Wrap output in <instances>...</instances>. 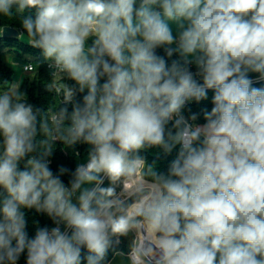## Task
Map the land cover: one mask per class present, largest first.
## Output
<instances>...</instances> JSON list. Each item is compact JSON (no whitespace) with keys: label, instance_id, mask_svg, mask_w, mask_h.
Wrapping results in <instances>:
<instances>
[{"label":"clouds","instance_id":"clouds-1","mask_svg":"<svg viewBox=\"0 0 264 264\" xmlns=\"http://www.w3.org/2000/svg\"><path fill=\"white\" fill-rule=\"evenodd\" d=\"M135 4L0 0L5 16L14 6L37 9L34 19L23 15L21 25L31 45L78 86L64 84L63 102L87 89L83 106L43 116L39 127L19 85L0 91V187L8 193L0 264H15L25 249L27 264H80L81 246L90 253L87 264H102L112 237L130 232L136 233L130 264H264V87H252L246 75L264 79V0H141L134 10ZM169 21L176 23L175 35ZM91 36L96 39L88 47ZM161 46L169 57L178 52L183 65L166 67L154 54ZM192 63L202 84L187 67ZM207 89L215 90L214 107L203 126H193L181 109L206 99ZM174 116L177 131L166 136ZM41 134L49 139L38 142ZM55 140L91 146L70 187L46 160ZM176 144L182 147L168 174L148 165L150 179H137L146 164L139 150L157 146L170 153ZM31 153L38 156L19 170ZM101 174L110 185L122 181L123 191L100 187ZM77 193L78 206L72 202ZM21 208L66 223L71 236L55 227L28 239Z\"/></svg>","mask_w":264,"mask_h":264},{"label":"trees","instance_id":"trees-1","mask_svg":"<svg viewBox=\"0 0 264 264\" xmlns=\"http://www.w3.org/2000/svg\"><path fill=\"white\" fill-rule=\"evenodd\" d=\"M140 3L141 0H136L134 10L139 8ZM13 11V15L11 16L0 14L1 28L12 27L18 29L21 33L19 38L0 37V91L6 90L14 83V71L5 61V51L17 53L18 57L24 59L23 66L27 63H33L35 71L27 73L23 77L19 86V91L23 94L21 102L32 105L33 110L37 111V127H39V122L42 120L43 116L50 119L53 112H58L64 107L68 109V113L70 115L73 111L74 105L80 104L83 106V97L87 94V89L83 92L77 91L73 98V103L65 104L63 102L62 98L57 93V81L55 79L53 69L51 68V64L53 62L44 57L42 49L31 45V39L27 36L26 30L21 25V17L23 15H31L34 19L37 9L32 7L26 8L24 12H17L15 11L14 6ZM154 54L165 59L166 67H170L173 61H178L181 65H183V60L180 55L177 52H174L171 57L167 56L164 46L156 48L154 50ZM187 67L189 68V71L198 70L195 63L189 64ZM246 75L248 79L260 77V73L253 71H248ZM106 80V76L100 77L98 85L102 86ZM195 80L198 83H203V79ZM62 83H65L70 88L78 87L75 81L69 78H64ZM251 86L256 88L264 87V79L252 82ZM214 94V89H207L206 99H202L200 101H196L194 99L186 101L185 105L181 109L182 116L189 120L193 126H203L207 122L205 119V113L210 112L214 107ZM193 116H195L194 120L192 119ZM174 122L175 121H169L166 125V136L169 129L172 131L173 135H175L177 129L173 128ZM66 123H70V121H66ZM44 139L49 138L45 137L43 134L37 136L38 142ZM194 146L199 147L200 143L197 142ZM181 147L182 146L180 144H176L170 153H165L162 147L157 146L139 150V155H141L146 162L142 169V177L144 179H150V177L145 176V173L148 170V165L152 166L157 174H168L172 163L179 156ZM52 148V153L46 158L48 166L54 176H58L64 185H69L73 178L72 173L80 165L83 159L88 158L91 146L82 141H78L73 145H66L61 140H55L53 141ZM2 151L3 136L0 135V152ZM32 156H38V153L28 154L24 160L19 162L18 169L25 170L26 160ZM61 168L67 169V171L61 174ZM109 182L110 180L108 178L101 187H109ZM7 197V191L3 187H0V221L3 220V201ZM132 202L133 201L131 199L128 200V203ZM21 211L25 216V233L28 239H34L39 229L47 228L50 230L55 226L56 222L43 211H37L35 208H21ZM15 244L16 241L13 240L12 246L14 247ZM129 251L130 246L128 242V235L122 237H112V243L106 251L105 259L102 261V264H109L116 253L123 252L127 254ZM88 255H90L88 249L86 246H83L80 253V264H87ZM16 262L18 264H27V249L19 255Z\"/></svg>","mask_w":264,"mask_h":264},{"label":"rangeland","instance_id":"rangeland-1","mask_svg":"<svg viewBox=\"0 0 264 264\" xmlns=\"http://www.w3.org/2000/svg\"><path fill=\"white\" fill-rule=\"evenodd\" d=\"M156 10H158V11L160 10L159 6H156ZM134 19H135V16H134ZM168 23H169L170 28L173 31V34L175 35L176 31H177L176 23L174 21H169ZM2 35H3V32H2V28L0 27V37H2ZM21 39H22V37H21ZM95 39H96L95 36L89 37V39L86 41V46L91 47ZM171 47H175V45H172ZM106 59H109V58L106 57ZM5 61H6V63H8V65L14 71V84L16 83L20 86V83L22 81L21 79H23V62H24V59L18 57L17 53H15V52L5 51ZM109 62L111 63L110 60H109ZM87 159L88 158H85V160H83V163ZM109 186L114 187L115 185H110V182H109ZM116 186H117V189L115 191L118 195L122 191L123 182L122 181L118 182L116 184ZM76 195L77 196L75 198H72V202L77 204V206H78L77 197H78L79 193H77ZM135 240H136V233L130 232L128 234V242H129V246H130V251L127 254L123 253V252L116 253L114 258L112 259V261L109 264H130V254L132 252V248H133Z\"/></svg>","mask_w":264,"mask_h":264},{"label":"built area","instance_id":"built-area-1","mask_svg":"<svg viewBox=\"0 0 264 264\" xmlns=\"http://www.w3.org/2000/svg\"><path fill=\"white\" fill-rule=\"evenodd\" d=\"M51 68L53 69V73H54V76H55V79H56V81H57V93H58V95H60V97L62 98V100H63V96H62V94H60L61 93V90H62V88H63V86H64V84L65 83H62V80L64 79V78H67L66 76H63V73L61 72V71H59V70H57L56 69V67H55V65H54V62L51 64ZM23 70H24V72L25 73H32V72H34L35 71V67H34V65H33V63H27V64H25L24 66H23ZM192 74H193V77L195 78V79H197V80H202V77L201 76H199V75H197V73H198V70H195V71H190ZM252 82H257V81H260V80H262L260 77L259 78H255V79H250ZM199 84H202V83H199ZM66 85V84H65ZM67 86V85H66ZM70 103H73V100L70 102ZM181 114V113H180ZM182 115V114H181ZM184 117V116H183ZM185 118V117H184ZM186 119V118H185ZM187 120V119H186ZM171 122L172 121H175V116L173 117V119L172 120H170ZM187 122L189 123V124H191L192 125V123L189 121V120H187ZM83 160H85V159H83ZM83 160L81 161V163L80 164H86L87 163V160L83 163ZM142 171L140 172V173H138V177L137 178H140V179H144L143 177H142ZM102 180H103V183L100 185V187L104 184V182L108 179V177H106V176H103V174H102ZM134 183H136V180H133L131 183H129V184H127L126 185V187H131L132 186V184H134ZM66 187H70V184L69 185H65ZM115 187V190L117 189V186L115 185L114 186ZM123 188H124V185H123ZM123 188H122V191H123ZM121 191V192H122ZM120 194V193H119ZM118 194V195H119ZM77 196V195H76ZM76 196H73V198H75ZM55 227H59V229H60V231L62 232V233H65V234H67L68 236H70L71 235V233H72V231H73V229L72 228H70V227H68L67 225H66V223H64V222H60V223H55V226L53 227V228H55ZM53 228H51V229H53ZM51 229L49 230V231H51ZM15 264H18L17 262H15Z\"/></svg>","mask_w":264,"mask_h":264},{"label":"water","instance_id":"water-1","mask_svg":"<svg viewBox=\"0 0 264 264\" xmlns=\"http://www.w3.org/2000/svg\"><path fill=\"white\" fill-rule=\"evenodd\" d=\"M2 32H3L2 37H4V38H19L20 34H21L18 29L12 28V27H3ZM82 247L83 246H81V248ZM156 258H158V256ZM148 259L153 260V258H151V257H149Z\"/></svg>","mask_w":264,"mask_h":264},{"label":"bare ground","instance_id":"bare-ground-1","mask_svg":"<svg viewBox=\"0 0 264 264\" xmlns=\"http://www.w3.org/2000/svg\"><path fill=\"white\" fill-rule=\"evenodd\" d=\"M137 179H140V178H137ZM154 252L156 253V257L159 256V250L155 249V247H154ZM151 258H153V257H151Z\"/></svg>","mask_w":264,"mask_h":264},{"label":"crops","instance_id":"crops-1","mask_svg":"<svg viewBox=\"0 0 264 264\" xmlns=\"http://www.w3.org/2000/svg\"><path fill=\"white\" fill-rule=\"evenodd\" d=\"M26 74H27V73H25L24 70H23V77H24ZM21 80H22V79H21ZM13 84H14V83H13ZM17 85H18V84H17Z\"/></svg>","mask_w":264,"mask_h":264}]
</instances>
